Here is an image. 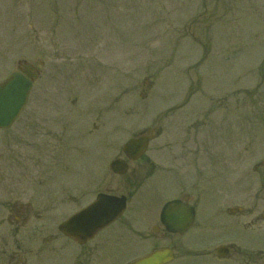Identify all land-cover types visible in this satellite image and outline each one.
Wrapping results in <instances>:
<instances>
[{"label": "rangeland", "instance_id": "obj_1", "mask_svg": "<svg viewBox=\"0 0 264 264\" xmlns=\"http://www.w3.org/2000/svg\"><path fill=\"white\" fill-rule=\"evenodd\" d=\"M16 61L38 75L0 130V264H125L152 244L174 246L169 264H264V0H0V80ZM150 127L142 163L112 174ZM105 191L128 207L90 254L56 227ZM184 195L196 225L148 237ZM11 208L31 213L12 225Z\"/></svg>", "mask_w": 264, "mask_h": 264}, {"label": "water", "instance_id": "obj_2", "mask_svg": "<svg viewBox=\"0 0 264 264\" xmlns=\"http://www.w3.org/2000/svg\"><path fill=\"white\" fill-rule=\"evenodd\" d=\"M30 86L31 82L28 77L20 72L11 73L0 82V128L10 126L19 114L26 102ZM150 137H152V131H148L146 136L129 140L124 146V152L131 159L137 158L145 150ZM129 149H134L132 155L127 154ZM262 164L264 165V159ZM126 168L127 164L120 159L110 163V169L116 173H123ZM124 201L123 196L114 197L99 194L91 205L60 223L59 230L82 243L91 238L97 230L113 221L123 211ZM193 216L192 207L187 206L179 199H174L163 205L160 221L167 230L182 233L191 224ZM172 257L169 248H162L131 264H164Z\"/></svg>", "mask_w": 264, "mask_h": 264}, {"label": "flooded vegetation", "instance_id": "obj_3", "mask_svg": "<svg viewBox=\"0 0 264 264\" xmlns=\"http://www.w3.org/2000/svg\"><path fill=\"white\" fill-rule=\"evenodd\" d=\"M17 68L18 69H23V68H25V66H24V64L22 63V62H20V61H18L17 62ZM137 161H139V162H141L142 160H137ZM137 161H135V162H137ZM142 163V162H141ZM183 196H181V198H182ZM27 208H29V207H27ZM14 213H12L11 214V217H13V214H17V215H19L20 216V220L21 221H24V220H26L28 217H29V213H30V210L29 209H17V208H12L11 209ZM222 210H225V211H227V212H229V214H231L232 215V211H230V208L229 207H226L225 209L223 208V209H218V211L219 212H221ZM124 215V214H123ZM121 219H122V216L118 219V220H120L121 221ZM20 223V222H19ZM122 223H123V226H124V228L126 229V230H130L132 233H134V234H137V235H142L141 233H140V231L138 230V232L137 231H135L136 229L134 228V226H133V224H131L130 223V221H122ZM196 222H194V224H195ZM159 225L160 226H162L160 223H159ZM164 229V228H163ZM153 234V236H154V234L155 233H151V234H149L148 235V237L149 236H151ZM164 234L165 235H167V234H169V233H166L165 231H164ZM97 237V236H96ZM96 237L95 238H93V239H91V240H89V241H87V242H85L83 245H81L80 247H82V248H88L89 249V253L90 254H92L93 253V248L95 247H97V246H101V247H103V243H104V241H102V240H96ZM142 238H147L146 236H142ZM89 242H91L90 244H92V245H88V243ZM81 253V252H80ZM80 253H79V255H80ZM88 253V254H89ZM14 257V255L12 256V255H10L9 256V258H13ZM89 263L88 264H92V261L91 260H89L88 261ZM74 264H83L81 261H79V263H78V260H77V263H76V260H75V262H74Z\"/></svg>", "mask_w": 264, "mask_h": 264}]
</instances>
